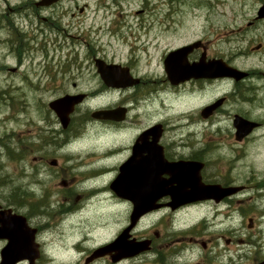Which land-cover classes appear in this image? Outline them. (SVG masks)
<instances>
[{"label":"flooded vegetation","instance_id":"flooded-vegetation-1","mask_svg":"<svg viewBox=\"0 0 264 264\" xmlns=\"http://www.w3.org/2000/svg\"><path fill=\"white\" fill-rule=\"evenodd\" d=\"M0 2V45L15 59L6 70L11 85L21 79L15 86L27 87L25 99H32L36 113L26 120L19 162L29 181L45 184L38 196L34 193L33 208L13 204L12 210L37 229L38 241L52 211L67 216V222L83 214L88 203L80 205L82 199L104 198L107 207L125 210L124 218L108 220L107 226H152L151 235H139L137 228L132 232L138 240L152 241L151 254L135 260L146 257L161 264L169 253L173 262L200 246L197 264H264V27L259 24L264 19L243 16L244 22L233 28L238 33L232 31L237 41L222 50L215 34L224 28L203 20L194 27L199 37L190 40V25L174 20L197 15L115 16L118 20L91 36L92 25L64 8L65 0ZM72 3L77 9L78 2ZM106 33L111 36L107 43ZM247 34L253 44L243 47ZM183 36L181 45L171 42ZM79 45L86 47L83 61ZM183 47L190 49L173 54ZM97 57L118 66L124 85L111 86L100 77ZM176 61L193 71L174 70ZM221 65L228 69L218 75ZM83 85H99L101 93L83 91ZM81 93L84 100L64 126L50 103ZM100 95L105 102L91 105ZM98 111L106 116L95 117ZM97 128L107 136L102 147L85 148L83 135ZM120 173L129 192L158 197L135 224L132 201L112 188ZM47 177L59 182V190L49 192ZM143 180L151 182L149 190H143ZM180 195L186 201L173 200ZM39 197L49 199L46 207L37 206ZM196 211L198 218L187 221L184 215ZM148 217L151 223L144 224ZM159 226L203 230L198 239H189V246L186 236L166 237Z\"/></svg>","mask_w":264,"mask_h":264},{"label":"rangeland","instance_id":"rangeland-1","mask_svg":"<svg viewBox=\"0 0 264 264\" xmlns=\"http://www.w3.org/2000/svg\"><path fill=\"white\" fill-rule=\"evenodd\" d=\"M77 1L78 7L76 9L75 4L72 2ZM205 6H198L189 4H179L175 3L174 8L170 9L171 5L169 0H65L63 7L71 9V12L80 15V20H83L86 25L91 24L93 32L90 33L91 36H95L98 33V28L100 26L105 27L108 24H111L113 21L118 20L115 16H119L120 19H123L124 16H131L135 14L141 15H185L192 16L197 15L200 17L196 18H176L174 20L181 21L180 24L188 23L190 25V40L195 39L199 36L197 31H194V27H197L203 20H209L213 24L224 28V32L215 34L217 38H220L222 50L233 45V33L237 32L238 29L233 30L236 27V24H241L244 22V18H251L257 14L259 6L264 3V0H203ZM2 2H0V8H2ZM79 8V11H78ZM84 8V11L81 12L80 9ZM176 11V12H175ZM245 16L244 18H242ZM127 20L134 19L127 18ZM159 20H162L160 18ZM112 21V22H111ZM183 21V22H182ZM264 27V21L259 23ZM186 26V25H185ZM88 31L89 29L86 28ZM103 31V30H102ZM227 32V33H226ZM89 33V32H87ZM85 36V35H84ZM105 38V43L110 39V34L106 33L102 36ZM187 36H183L182 39H172L171 42H174L175 45H181ZM251 34H247L245 38V46H252V42L249 40ZM244 39L242 40V42ZM218 47V44H214ZM81 49L79 59L83 61L82 58L86 56V47L79 45ZM113 49L117 51L120 50V47L113 46ZM264 55V50L261 52ZM64 55V54H63ZM41 54L36 55V60H39ZM15 62V59L8 55L6 49L0 45V97L4 96L9 100L10 95H14L16 100L13 102H3L0 99V141L1 144L4 143L9 146H20L23 147V140L25 134L28 133L27 118L35 117L36 113L34 112V104L32 99H25V95L28 94L27 87L23 89L17 88L15 86L18 82L21 81L15 80L11 85L10 75L6 70V67L15 66L9 65ZM88 63V62H86ZM90 77V75H89ZM88 77V78H89ZM11 86H10V85ZM83 91H93V94L101 93V88L99 85H83L80 87ZM94 98V96H93ZM91 105L101 104L105 102V99L100 96L96 97L93 101H89ZM29 116V117H28ZM97 130L92 129L90 134L85 132L83 135V142L85 143V148H90L92 145L97 146L98 148L102 147V143L106 140V135L101 133H96ZM100 144V145H98ZM5 150L4 146L0 147V175H7L6 185H0V202L3 204L7 203L3 198H10L9 192L10 186H20L23 189H26L28 192L35 190V193H41L42 186L44 183H34L29 181L24 173V165L18 160L9 159L7 156L2 153ZM62 153V152H61ZM65 153V152H64ZM46 187L51 191V187L59 190L57 184L59 182H53L49 180V177L46 178ZM106 180V179H105ZM10 185V186H9ZM43 186V187H44ZM27 192V193H28ZM29 194V193H28ZM38 196V194H37ZM29 199H35L34 195H29ZM102 200H95L93 203H90V200L82 199L80 205H86V209L83 210V214L71 218V220L66 222L67 216L62 215V213L57 210L52 211L50 219L47 223V220L42 224L47 226H41L43 232L40 233V242L42 243V250L44 254L43 257L37 262V264H86V258L89 253L97 246L102 245L112 239L120 233L124 226H107V221H117L116 218L125 217L124 209H114L106 206L104 198ZM38 200H41L39 197ZM50 200H53L52 198ZM66 202L65 200H63ZM25 203L23 206H25ZM97 206L95 209L92 207ZM90 208V209H89ZM128 212V211H127ZM116 213V214H114ZM198 211L191 214H185L187 221L198 218ZM169 219L170 216L168 215ZM152 218L148 217L144 220V224L151 223ZM66 223V224H65ZM90 223V224H89ZM106 223V224H105ZM65 224V225H64ZM64 225V226H63ZM152 226H138L137 233L150 234L152 231ZM159 233L176 238L178 235L180 237L186 236V243L190 246L192 240L198 239L199 232L203 230V226H159ZM158 243V242H157ZM5 245V241L0 240V250ZM160 248L161 245L158 244L156 248ZM193 246L188 251L184 252L181 255V258L177 257L172 262V257L168 253L167 256H170L164 263L161 264H197L200 261L199 248L200 246ZM149 253L148 255H150ZM240 255V253H237ZM235 254V255H237ZM166 254H164L165 256ZM152 258H142L141 260H132L126 259L116 264H153L150 260ZM26 264V263H22ZM87 264H113L110 262L109 258L99 259L95 262H90ZM243 264V263H237Z\"/></svg>","mask_w":264,"mask_h":264},{"label":"water","instance_id":"water-1","mask_svg":"<svg viewBox=\"0 0 264 264\" xmlns=\"http://www.w3.org/2000/svg\"><path fill=\"white\" fill-rule=\"evenodd\" d=\"M56 0H44L45 5H49ZM259 17H264V5L260 7L258 11ZM190 47H183L175 51L173 54L179 56L186 53ZM98 71L105 81H109L111 86L119 87L123 81L122 74L118 71L117 65L107 66L104 61L97 60L96 62ZM166 69L169 70L170 63L169 58L165 62ZM219 73H225L228 68L221 65L218 66ZM174 70H180L185 72H192L193 70L186 69V67L180 66V62L176 61L173 67ZM84 95H66L62 98L56 99L50 103V107L56 112L58 117L62 120L64 126L69 122V115L74 110L76 104L82 101ZM95 117L104 118L106 116L105 111H98L94 113ZM129 185V184H127ZM143 190H149L151 182L143 180ZM121 180V173L115 179L112 184V188L119 194L133 203V211L131 214V223L135 224L138 219L146 212L154 208V202L158 197H147L136 194L135 192H129L125 189ZM134 191V189H131ZM175 191V189H173ZM177 193V192H176ZM186 195H180L174 197V201H186L183 199ZM189 198H187L188 200ZM194 200L193 198L190 199ZM134 226H127L121 234L111 243L101 246L93 251L88 260H93L97 257L111 254L112 261L117 262L125 257H131L137 255L143 250L148 248V241H136V239L129 240L130 231ZM36 229L28 226L27 220L23 215L14 214L11 209H2L0 205V240H6V245L0 250L1 261L0 264H18L24 260H28L29 264H35L36 260L40 257L39 245L35 241Z\"/></svg>","mask_w":264,"mask_h":264},{"label":"trees","instance_id":"trees-1","mask_svg":"<svg viewBox=\"0 0 264 264\" xmlns=\"http://www.w3.org/2000/svg\"><path fill=\"white\" fill-rule=\"evenodd\" d=\"M175 3H179V4H191V5H195V3H199L197 4L198 6H205V3L203 2V0H173ZM1 101L3 102H9V100L6 99L5 95L2 97H0ZM4 146L5 150L2 152L4 153L3 155L7 156L9 159H21L24 157L23 155V147L20 146H9L6 145L4 143L1 144L0 141V147ZM1 153V152H0ZM7 175L3 174L0 175V185H6L5 183L7 182ZM6 181V182H5ZM10 186V185H9ZM10 192H9V197L10 198H3L7 203H16V205L18 206H23L26 202V197L29 196V192L26 189L21 188L20 186H10ZM29 194H28V193ZM31 207L33 208L34 206L30 203ZM37 206H42L43 208L46 207L45 204H43L42 202H39V204H37Z\"/></svg>","mask_w":264,"mask_h":264}]
</instances>
